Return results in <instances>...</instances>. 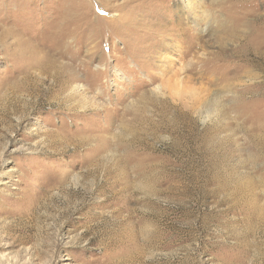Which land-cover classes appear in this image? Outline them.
<instances>
[{
	"label": "rangeland",
	"instance_id": "rangeland-1",
	"mask_svg": "<svg viewBox=\"0 0 264 264\" xmlns=\"http://www.w3.org/2000/svg\"><path fill=\"white\" fill-rule=\"evenodd\" d=\"M246 1L0 0V264H264Z\"/></svg>",
	"mask_w": 264,
	"mask_h": 264
},
{
	"label": "bare ground",
	"instance_id": "bare-ground-1",
	"mask_svg": "<svg viewBox=\"0 0 264 264\" xmlns=\"http://www.w3.org/2000/svg\"><path fill=\"white\" fill-rule=\"evenodd\" d=\"M10 1V0H9ZM235 1V0H234ZM252 2V0H249L248 2L246 1L245 2V5L247 6V7H249V2ZM263 1V0H262ZM184 4H185V6L186 7H188V8H190V3H188L187 1H184L183 2ZM230 4V3H229ZM238 4V3H237ZM255 4V3H254ZM257 4H258V2H257ZM234 5V4H233ZM242 5V4H241ZM245 5H244V7H245ZM235 6V5H234ZM237 6H239V5H237ZM237 8V7H236ZM250 8V7H249ZM16 10V7H14L13 9H11V11H15ZM242 10V9H241ZM236 11V10H235ZM238 13H239V11H237ZM12 13V12H11ZM234 13V12H233ZM241 13V12H240ZM9 14V13H8ZM7 15V14H6ZM239 16H240V14H238ZM255 17V16H254ZM197 21V20H196ZM235 21V20H234ZM263 21V20H262ZM194 22V21H193ZM198 23V22H197ZM196 25H199V24H196ZM258 25V24H257ZM264 22H261L260 24H259V29L261 30V41H260V43H259V47H264ZM256 29V28H255ZM258 47V48H259ZM235 48V47H234ZM219 50H221L222 52L223 51H225V50H227L225 47H221V48H219ZM238 49L237 48H235V50H234V54H236V53H238ZM184 52V51H183ZM209 52V51H208ZM255 52L256 53H261L262 54V56H264V48L263 49H261V50H259V49H257V48H255ZM207 53L206 52H201L200 53V56L201 57H204L205 55H206ZM209 54V53H208ZM232 56V55H231ZM237 56H239V55H237ZM252 56V55H251ZM200 57V59H197V61H199V60H201L200 62L201 63H203V65L205 66L206 64H207V61L209 62V60H206V59H204V58H201ZM239 58V57H238ZM248 58V57H247ZM203 60H205L204 62H203ZM246 62V61H245ZM263 62V61H262ZM221 64H225V63H221ZM221 64H219V63H216V68H213L212 69V71H214V72H216L215 73V78L213 79L214 81L213 82H215V83H219V82H222L224 79L226 80L227 78H225L224 76H226V75H223V74H220V75H218V69L220 68L219 66H221ZM232 64V63H231ZM236 64V63H235ZM264 65V64H263ZM212 66V65H211ZM226 66H229V65H226ZM208 67V66H207ZM202 68V67H201ZM247 68V67H246ZM198 69V68H197ZM233 70V69H232ZM260 71V70H259ZM246 73H248V72H246ZM232 74V73H231ZM235 74V73H234ZM252 74V72H249V75H251ZM233 75V74H232ZM256 78V77H255ZM258 78V77H257ZM259 79V78H258ZM257 80V79H256ZM250 83H252L251 81H249ZM254 84V83H253ZM263 84V83H262ZM173 86L171 87V88H169V94L170 95H172L174 98L173 99H188L189 101H192L193 100V97H192V93H191V90H187L186 88H185V86L183 85V83H182V81L181 80H179V79H177V81H176V83L174 82L173 84H172ZM256 86V85H255ZM247 88H249V86H247ZM242 90V89H241ZM261 132V131H260ZM255 136V135H254Z\"/></svg>",
	"mask_w": 264,
	"mask_h": 264
}]
</instances>
